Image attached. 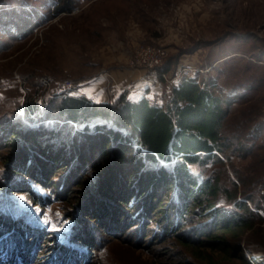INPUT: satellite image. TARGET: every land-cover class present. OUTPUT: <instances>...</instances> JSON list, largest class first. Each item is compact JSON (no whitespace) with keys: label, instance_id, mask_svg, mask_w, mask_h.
<instances>
[{"label":"trees","instance_id":"1","mask_svg":"<svg viewBox=\"0 0 264 264\" xmlns=\"http://www.w3.org/2000/svg\"><path fill=\"white\" fill-rule=\"evenodd\" d=\"M75 1L54 0L51 15L70 13ZM5 19L0 14V38L13 42L31 33L29 15L22 19L21 33H10ZM163 64L158 69L167 72ZM216 88L212 79L183 76L171 86L166 105L144 96L150 87L137 98L119 92L112 104H88L59 93L44 97L43 111L27 126L18 114L14 121L5 118L16 114L14 110L3 112L0 138L9 149L0 172L13 179L11 186L22 180L11 193H26L33 204L43 206L42 189L50 187L46 170L50 176L60 166L78 165L85 174L74 184L80 188L72 205L101 193L102 203L107 198L121 206L120 216L134 212L132 218L140 223L158 216L154 221L161 228L160 239L176 238L207 264L210 260L200 248L250 264L240 240L246 229L264 222V123L256 120L255 112L234 117L230 95ZM28 103L34 107L31 99ZM110 124L125 132L106 131ZM236 160L244 164L238 167ZM7 206V201L0 203V264H34L44 232L55 235L44 264H85L93 254L96 244L88 229L65 223L61 235L47 232L53 229L41 222L43 211L36 221L28 217L29 226L15 223ZM259 231L264 238V228Z\"/></svg>","mask_w":264,"mask_h":264},{"label":"rangeland","instance_id":"2","mask_svg":"<svg viewBox=\"0 0 264 264\" xmlns=\"http://www.w3.org/2000/svg\"><path fill=\"white\" fill-rule=\"evenodd\" d=\"M53 2L0 0V14L8 16L4 24H9L10 33L24 31V15H29L32 29L27 38L18 41L0 38V47L5 45L0 51V118L3 112L14 110L16 114L5 118L14 121L18 114L26 126L33 124L37 113L43 111L44 97L59 93L78 97L88 104L96 102L93 92L109 104L122 91L137 98L140 94H136L137 85L129 79L128 70L139 72V85V77L148 72L132 67L131 57L137 46L148 45L166 49L162 64L168 69L164 73L171 81L157 79L150 86L144 96L151 103L166 105L172 85L183 76H196L197 80L212 79L217 90L230 95L234 117L240 118V112L247 116L255 112L256 120L264 123V0H199V3L196 0H76L70 13L52 16ZM206 15L211 21L205 26L201 21ZM177 33L184 37L182 41L163 42L165 37L172 39ZM30 99L33 108L28 106ZM89 126L93 129L95 124ZM109 126L106 131H124L113 124ZM1 133L0 129V136ZM8 149L0 138V170L4 168ZM242 164L239 160L235 162L238 167ZM80 169L78 165L66 169L60 166L50 176L46 170L51 190L42 189L46 193L41 202L45 207L33 204L26 193H11L22 180L14 178L11 186L13 179L0 172V185L5 189L0 187V203L8 202L7 209L14 212L15 223L31 225L28 217L38 220L39 210L46 214L44 218L53 229L47 232L60 234L68 223L88 229L96 247L85 264H207L176 238L160 239L161 228L154 221L158 216L150 223L146 218L142 223L133 219L134 212L120 216L121 206L114 200L108 203L107 198L104 200L108 202L102 203L101 193H93L77 207L72 205L75 203L72 198L79 194L80 188L74 184L85 174ZM226 169V175H230L227 165ZM259 228H264V222L260 227L246 229L240 240L243 255L250 264H264V238ZM53 237L43 233L42 249L34 264L47 263L46 257L55 243ZM200 249L210 264H242L233 256L227 258L218 251Z\"/></svg>","mask_w":264,"mask_h":264},{"label":"built area","instance_id":"3","mask_svg":"<svg viewBox=\"0 0 264 264\" xmlns=\"http://www.w3.org/2000/svg\"><path fill=\"white\" fill-rule=\"evenodd\" d=\"M167 56L166 49L156 48L148 45H140L137 46L133 52V56L131 57V65L134 68H139L147 71L144 76L139 77V85L137 88H146L152 86L156 80L163 79L167 82L170 81V77L162 72L157 71L158 67L162 65V62L165 60ZM177 76L173 77L177 79ZM38 100H42V98H38ZM39 107V103H36Z\"/></svg>","mask_w":264,"mask_h":264},{"label":"clouds","instance_id":"4","mask_svg":"<svg viewBox=\"0 0 264 264\" xmlns=\"http://www.w3.org/2000/svg\"><path fill=\"white\" fill-rule=\"evenodd\" d=\"M196 2L199 3V0H196ZM210 21H211V17L206 15V18L203 21H201V24L206 26L208 23H210ZM183 27H184V25H181V28H183ZM191 27L194 28L195 25H192ZM183 38L184 37L180 33H177V35L174 38H172V39H169L168 37H165L163 42L164 43L180 42V41L183 40ZM133 47H135V45H133Z\"/></svg>","mask_w":264,"mask_h":264},{"label":"crops","instance_id":"5","mask_svg":"<svg viewBox=\"0 0 264 264\" xmlns=\"http://www.w3.org/2000/svg\"><path fill=\"white\" fill-rule=\"evenodd\" d=\"M128 72L130 73V78L129 79L132 81V83H134L138 87V79H137V76L139 75V72L137 73L134 70H128ZM136 79H137V81H136ZM137 87L135 88V90L138 91V92H136V94H141L140 92H141V90H143V88H137ZM94 94L97 97V99L94 98L95 99L94 101L104 102L103 96H101L99 93H94L93 92V95Z\"/></svg>","mask_w":264,"mask_h":264},{"label":"snow or ice","instance_id":"6","mask_svg":"<svg viewBox=\"0 0 264 264\" xmlns=\"http://www.w3.org/2000/svg\"><path fill=\"white\" fill-rule=\"evenodd\" d=\"M81 94L87 96V93H86V92H82ZM96 102L99 103V101H96ZM20 199H21V201H23V200H24V197L21 196ZM37 214H39V210H37ZM41 222H42V223H45V224H48V223H49V221H47L46 219H42ZM65 223H66V222H65Z\"/></svg>","mask_w":264,"mask_h":264}]
</instances>
